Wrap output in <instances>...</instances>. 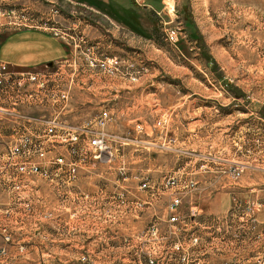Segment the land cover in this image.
Listing matches in <instances>:
<instances>
[{
	"label": "rangeland",
	"instance_id": "rangeland-1",
	"mask_svg": "<svg viewBox=\"0 0 264 264\" xmlns=\"http://www.w3.org/2000/svg\"><path fill=\"white\" fill-rule=\"evenodd\" d=\"M19 22L69 95L0 111V264H264V0H0ZM102 110L112 154L68 181L63 127Z\"/></svg>",
	"mask_w": 264,
	"mask_h": 264
},
{
	"label": "built area",
	"instance_id": "built-area-1",
	"mask_svg": "<svg viewBox=\"0 0 264 264\" xmlns=\"http://www.w3.org/2000/svg\"><path fill=\"white\" fill-rule=\"evenodd\" d=\"M19 27H37L32 23L19 22ZM46 29V28H44ZM167 36L171 41H174L177 37L175 30H168ZM113 64H117L116 60H113ZM56 70L54 63L51 65H45L40 68H27V69H6L5 66L0 62V111L7 112L4 109L6 106L13 105L16 106L18 102L30 98L32 96H41L44 93L56 99H59V103L62 108L66 106V101L68 99V89H66L63 84L57 83L54 80L56 75ZM34 91V92H33ZM34 121L39 119L33 118ZM109 120V112L107 110H102L99 115L95 118L94 124L95 128L89 133L85 131V128L79 126H65L63 127V141L66 143L64 152H59L52 157L55 164L65 167L67 174V180L71 181L75 178L76 173L80 168L87 166L93 160H101V154L109 152L108 145V133L105 130L107 122ZM52 121L47 122L46 127L43 131L46 134H52L55 132L56 126ZM80 150L79 158L77 151ZM19 152V147L17 141L8 147L6 154H8L7 160L15 164L14 159L17 157ZM38 156H44L43 151H37ZM78 155V158H75ZM94 162L92 161V164ZM21 170H27L28 173H32L38 170L35 162L26 161L20 167ZM192 184V183H191ZM149 186L148 181H143L141 183L142 188H147ZM177 204V200L174 202ZM178 216L176 214L172 215L169 220L177 221ZM4 239L9 241V236L5 235ZM196 242V238L193 239Z\"/></svg>",
	"mask_w": 264,
	"mask_h": 264
},
{
	"label": "crops",
	"instance_id": "crops-1",
	"mask_svg": "<svg viewBox=\"0 0 264 264\" xmlns=\"http://www.w3.org/2000/svg\"><path fill=\"white\" fill-rule=\"evenodd\" d=\"M65 50L62 41L44 28L0 30V62L6 69L40 68L64 56ZM5 133L3 129L0 136L6 137Z\"/></svg>",
	"mask_w": 264,
	"mask_h": 264
},
{
	"label": "trees",
	"instance_id": "trees-1",
	"mask_svg": "<svg viewBox=\"0 0 264 264\" xmlns=\"http://www.w3.org/2000/svg\"><path fill=\"white\" fill-rule=\"evenodd\" d=\"M132 2H133V1H132ZM134 16H135V15H133V14L131 13L130 17H131V18H134ZM135 22H136V21H135V19H134V23H135Z\"/></svg>",
	"mask_w": 264,
	"mask_h": 264
}]
</instances>
